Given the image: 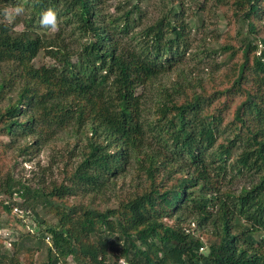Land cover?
Segmentation results:
<instances>
[{
  "label": "trees",
  "instance_id": "trees-1",
  "mask_svg": "<svg viewBox=\"0 0 264 264\" xmlns=\"http://www.w3.org/2000/svg\"><path fill=\"white\" fill-rule=\"evenodd\" d=\"M207 2L168 0L144 24L139 2L0 0L24 8L0 20V205L16 221L0 218V264H264V0H228L240 46L204 49L223 55L206 79L169 80ZM62 132L60 178L5 171L9 150L36 155Z\"/></svg>",
  "mask_w": 264,
  "mask_h": 264
},
{
  "label": "rangeland",
  "instance_id": "rangeland-1",
  "mask_svg": "<svg viewBox=\"0 0 264 264\" xmlns=\"http://www.w3.org/2000/svg\"><path fill=\"white\" fill-rule=\"evenodd\" d=\"M167 1L168 0H106L105 9L106 12L111 13L119 4L125 5L130 2H139L145 11L143 18L144 24H150L162 15ZM227 1L228 0H208L205 12L203 11L202 13H199L194 11L195 14H191V9L188 11L187 16L193 27V54L191 55V59L182 65L180 69L176 70V68L174 71L167 73V75L170 76L169 80L176 78V75L179 73L181 80L185 78L184 76L192 79L194 82L196 81L195 77L198 76L199 78L206 79L210 67H212L213 63H220L223 55L217 53L213 55V58H208L207 55L209 54V51L205 52L204 49H218L226 39L230 40V43H235L238 47L240 46L241 37H238V32L242 29L240 28V25H237V18L232 15V10L229 9ZM9 7L10 6L5 8ZM5 8L0 9L1 21H7L3 14ZM19 16L23 17V14ZM22 27L23 25L19 26V28ZM51 62L52 60L44 51H42L35 60L37 65L43 63L49 64ZM191 70H193L192 74L189 73ZM165 79L166 77L163 76L162 80ZM69 138L67 132H62L57 139L46 144L36 155L18 156V153L14 150H9L6 154V160L4 161L5 171L12 168L11 170L15 176L20 177L25 182L32 183L35 187H39L37 184L38 176L41 175L42 171L46 168H50L48 173L52 171L51 174H48L47 180L51 178H60V168L58 166H63L60 156L64 154V144ZM1 140L2 142H8V138L5 136L0 137V141ZM15 160L18 162L16 166H14ZM129 179L130 177L125 181L127 185L129 184ZM249 182L250 178L248 176L238 177L232 182H229L228 185L233 191L239 192L240 189L249 184ZM126 190L127 188H124V191ZM7 198L8 196L6 194H0V202H3ZM113 205L115 204L113 203ZM39 210L42 211L41 207ZM6 216L13 224H15L16 221L13 216L7 215L6 212H4L3 207L0 205V218L6 219ZM48 219L54 220V217L49 216ZM192 220L193 219H189L187 223H190ZM187 226L189 225L186 224V227ZM191 226L194 228V225ZM44 259H46V253L44 248L41 247L35 254V262L41 263Z\"/></svg>",
  "mask_w": 264,
  "mask_h": 264
},
{
  "label": "clouds",
  "instance_id": "clouds-1",
  "mask_svg": "<svg viewBox=\"0 0 264 264\" xmlns=\"http://www.w3.org/2000/svg\"><path fill=\"white\" fill-rule=\"evenodd\" d=\"M24 8L22 5H18L14 8L9 7L3 10L5 19L11 24L16 16L23 14ZM57 10L53 7H48L44 10L40 16V25L43 28H49L55 30L57 27Z\"/></svg>",
  "mask_w": 264,
  "mask_h": 264
},
{
  "label": "built area",
  "instance_id": "built-area-1",
  "mask_svg": "<svg viewBox=\"0 0 264 264\" xmlns=\"http://www.w3.org/2000/svg\"><path fill=\"white\" fill-rule=\"evenodd\" d=\"M14 211H15V213H17V214H19V215H23V210L20 209V208H18V207H15V208H14ZM205 250H206V246H203V247L201 248V251H205ZM120 263H122V264H126V262H125L124 259H121V260H120Z\"/></svg>",
  "mask_w": 264,
  "mask_h": 264
}]
</instances>
